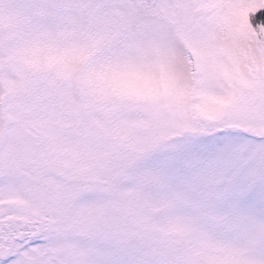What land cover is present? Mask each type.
Here are the masks:
<instances>
[{"label":"snow or ice","instance_id":"snow-or-ice-1","mask_svg":"<svg viewBox=\"0 0 264 264\" xmlns=\"http://www.w3.org/2000/svg\"><path fill=\"white\" fill-rule=\"evenodd\" d=\"M0 264H264V0H0Z\"/></svg>","mask_w":264,"mask_h":264}]
</instances>
